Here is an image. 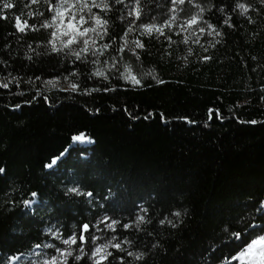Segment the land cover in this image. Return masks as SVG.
Instances as JSON below:
<instances>
[{"label":"trees","instance_id":"1","mask_svg":"<svg viewBox=\"0 0 264 264\" xmlns=\"http://www.w3.org/2000/svg\"><path fill=\"white\" fill-rule=\"evenodd\" d=\"M11 2L16 9L10 15L26 0ZM155 3L160 7L152 15L166 18L168 0ZM205 19L221 35L197 33L199 43L187 45L176 34L173 43L145 36L148 54L140 50V61L121 53L119 70L130 64L142 81L137 86L115 74L88 80L96 65L85 68L55 54L37 57L26 45L43 51L37 41L44 31L13 35L10 23L0 21V57L8 61L0 63V82L9 75L19 80L0 87V167L6 170L0 173V261L21 253L12 264H33L34 243L59 245L45 227H60L63 236L77 222L104 214L134 220L140 207L149 209L151 221L142 231L96 234L115 235L113 243L127 236L133 243L122 247L128 251H148L159 240L167 251H151L146 264H219L232 250L231 231L242 226L253 200L264 198V26L255 15V24L233 16L235 29L222 23L220 13ZM61 73L80 90L65 91L63 79L56 88L44 83ZM33 76L40 80H29ZM81 133L88 145L73 144ZM77 185L93 196L65 195ZM24 199L33 204L25 206ZM165 215L179 221L175 228L158 223Z\"/></svg>","mask_w":264,"mask_h":264},{"label":"snow or ice","instance_id":"2","mask_svg":"<svg viewBox=\"0 0 264 264\" xmlns=\"http://www.w3.org/2000/svg\"><path fill=\"white\" fill-rule=\"evenodd\" d=\"M206 4L205 7L201 0H168V4L164 5L167 10L165 18L164 14L152 15L153 11L160 7L155 0H26L20 11H12L10 15L8 10L16 9V4L11 0H0V21L10 23L13 35L44 31L45 38L37 41L38 44L44 45L43 51L37 52L32 48L31 43L26 45L28 50L37 57L43 55L52 59L51 54H55L56 58L67 57L74 64L78 61L85 68L88 64L101 65L100 68L93 67L92 71L87 73L86 78L92 80L95 76L108 80L110 75L115 74L122 77L124 81H131L133 86H137L141 85L142 81L138 72L134 71L130 64L123 62L126 75L119 70L123 60L121 53L125 55L130 53L134 58V63L140 61V50L143 49L145 54H148L146 44L142 39L145 36L157 40L162 38L164 41L173 43L171 34H176L180 42L187 45L189 41L199 43L197 33L204 35L207 32L210 35H221L218 26L205 19L206 13L222 14V23L233 29L237 27L232 23L233 16L244 18L248 24H255L256 20H259L264 26V0H218V2L206 0ZM185 6L188 7L185 8ZM254 15L256 20L253 19ZM157 20L160 22L158 23ZM117 27L120 29L119 32H116ZM133 33H138V35L134 40H129L128 37ZM17 39L19 40L20 37ZM3 47L8 49L9 44L5 43ZM187 51L191 53V47H188ZM24 55L29 60L32 59L28 52ZM102 56H107L108 59L102 60ZM201 59L208 60L210 57L202 56ZM184 60H187V56ZM0 63L7 65L8 61L0 57ZM104 69L110 71L106 73ZM73 73H75V67ZM75 74L78 75V73ZM33 79L39 81L40 76L29 77V80ZM62 79L68 80V77L63 76L62 73L51 75L44 83L56 88L60 86ZM8 81L19 82L18 77L9 75L0 82V87L8 89ZM261 87L264 88V85ZM64 90L78 91L80 86L68 80V85ZM103 90L108 91L109 89L105 87ZM83 91L87 92L89 89L84 88ZM14 106L20 107L19 104ZM73 139L84 140L87 137L81 133ZM56 159L58 157L53 158V163ZM48 166L51 167V165ZM5 171L0 167V173H5ZM69 193L77 196H93V192L85 191L79 185L68 188L65 195ZM29 195L36 198L38 193L31 192ZM22 203L30 206L33 200L24 199ZM148 211V208L140 207L139 213L141 214H137L134 220L129 219L128 222H122L104 214L96 217L94 221L77 222L72 226L70 233L63 236L60 227L55 225L45 227L43 232L59 241V245L34 243L33 248L38 251L35 253L36 258L33 264H76V262L79 264H136L138 261L146 264V257L151 251L157 248L162 252L167 251L159 240L152 243L148 251H128L122 247L124 243L129 245L133 243L127 236L123 241L113 243L116 240L115 235L107 238L103 234L97 235L96 233L101 229L116 231L118 228L133 227L142 231L143 224L151 223L150 220H146ZM172 215L178 218L181 213L174 211ZM178 222L177 220L176 223ZM158 223L160 225L167 223L173 228L176 227V223L167 215L158 219ZM239 223L242 226L236 231H231L229 236V239L234 242V247L227 255L218 258L219 264H225V262L227 264H264V198L253 200L251 212L242 216ZM224 231L229 232L230 226ZM21 255V253H16L7 257L6 264L19 260ZM129 257L131 259H128ZM0 264H5V262L0 261Z\"/></svg>","mask_w":264,"mask_h":264},{"label":"rangeland","instance_id":"3","mask_svg":"<svg viewBox=\"0 0 264 264\" xmlns=\"http://www.w3.org/2000/svg\"><path fill=\"white\" fill-rule=\"evenodd\" d=\"M101 59L102 60H107V58L105 57V56H102L101 57ZM101 67V65H96V68H100ZM106 70L107 69H104V71L106 72ZM123 73H124V68H123ZM125 75L127 74V73H124ZM60 86H62V85H60ZM86 137V136H85ZM90 143V140H89V138L87 137V139H84V140H75L74 139V141H73V144L74 145H88ZM56 162V161H55ZM54 164V163H53ZM52 164V165H53ZM51 165V166H52Z\"/></svg>","mask_w":264,"mask_h":264}]
</instances>
